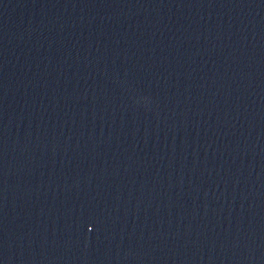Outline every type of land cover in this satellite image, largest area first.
<instances>
[{
	"label": "water",
	"instance_id": "obj_1",
	"mask_svg": "<svg viewBox=\"0 0 264 264\" xmlns=\"http://www.w3.org/2000/svg\"><path fill=\"white\" fill-rule=\"evenodd\" d=\"M0 264H264V0H0Z\"/></svg>",
	"mask_w": 264,
	"mask_h": 264
}]
</instances>
